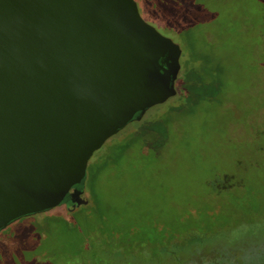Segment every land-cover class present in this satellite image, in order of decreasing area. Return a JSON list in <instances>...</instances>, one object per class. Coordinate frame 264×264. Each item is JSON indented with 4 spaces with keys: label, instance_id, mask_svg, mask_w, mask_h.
Here are the masks:
<instances>
[{
    "label": "rangeland",
    "instance_id": "rangeland-1",
    "mask_svg": "<svg viewBox=\"0 0 264 264\" xmlns=\"http://www.w3.org/2000/svg\"><path fill=\"white\" fill-rule=\"evenodd\" d=\"M137 2L145 20L181 46L177 95L117 134L138 127L150 143L144 156L134 149L120 170L96 180L105 229L72 223V209L93 203L87 178V203L47 211L70 225L35 233L23 226L13 256L24 258L3 250L2 264L83 261L92 235L113 253L122 248L125 262L168 264L165 249L185 248L171 264H264V0ZM45 213L34 215L43 225ZM193 239L204 246L194 248Z\"/></svg>",
    "mask_w": 264,
    "mask_h": 264
},
{
    "label": "water",
    "instance_id": "water-1",
    "mask_svg": "<svg viewBox=\"0 0 264 264\" xmlns=\"http://www.w3.org/2000/svg\"><path fill=\"white\" fill-rule=\"evenodd\" d=\"M181 56L137 0H0V231L87 203L92 157L177 95Z\"/></svg>",
    "mask_w": 264,
    "mask_h": 264
},
{
    "label": "trees",
    "instance_id": "trees-1",
    "mask_svg": "<svg viewBox=\"0 0 264 264\" xmlns=\"http://www.w3.org/2000/svg\"><path fill=\"white\" fill-rule=\"evenodd\" d=\"M141 123V122H140ZM139 123V124H140ZM138 124V126H139ZM141 129L137 127V130L135 131H123L121 134L114 136L110 141H107L103 149L98 151V155H95V158L91 159L89 164V172H88V181L89 186L92 192V204L91 205H83L79 207L76 210H71L70 214L71 221L76 227H78L83 232L85 231L83 228H90V225L92 222L95 224V226L101 227V229H105L106 227V217L107 214L102 210L99 205H97V194L95 191V182L99 177H102L103 175H106L108 171H111V169H119L122 164V161L124 158H126L128 152L133 151L134 149L140 152L143 156L146 153L147 145L150 142H145L144 136L142 133H140ZM129 134V135H128ZM128 135V136H127ZM155 140V139H154ZM153 140V141H154ZM97 156V157H96ZM120 173V172H119ZM76 189L84 191L85 186L84 183L77 186ZM68 205H74V201H72L70 198H68L65 202ZM51 212H46L45 215H47V224L43 225L42 222L39 221L38 217H35L34 215H30L29 217H24L21 222V224H18V222H14L11 229L8 231H5L2 235H0V257L1 255H9L13 256V252L16 250L15 246L17 242L15 241V234L19 232L21 229H23V226H28L34 233L38 229L39 231H44L45 226L47 225H61L66 226L70 225L69 218L68 217H51ZM93 216V217H92ZM95 219H100V224H97L95 222ZM104 231V230H103ZM105 232V231H104ZM42 233H37V241L38 243L42 240ZM36 235V234H35ZM89 236V234H88ZM100 238H98L96 235H92L89 237V243L87 244L85 248V259L83 261H74L72 263L68 264H141L139 260L137 261H129L125 262L122 260L121 256L123 249L118 248L116 251L119 252H112V250L108 249V246L102 247V245L98 242ZM95 240L92 244V241ZM192 246L195 248L198 244L202 247L204 245L203 241H200L198 239L192 240L191 242ZM3 250H6V253L3 254ZM182 254L178 253V250H170L165 249L163 256H165V263L171 264V261H181L184 259L183 255L189 250V249H181ZM184 250V251H183ZM116 253V254H115ZM4 255V256H5ZM20 257H17L16 255L13 257H10V259L15 258H21L23 259L24 255L23 253L19 254ZM34 256V255H33ZM186 256V255H185ZM89 258V259H88ZM116 258H119L116 260ZM0 264H2V261L0 260ZM16 264V263H15ZM24 264V263H23ZM48 264V263H46ZM56 264V263H55ZM159 264V263H157Z\"/></svg>",
    "mask_w": 264,
    "mask_h": 264
},
{
    "label": "flooded vegetation",
    "instance_id": "flooded-vegetation-1",
    "mask_svg": "<svg viewBox=\"0 0 264 264\" xmlns=\"http://www.w3.org/2000/svg\"><path fill=\"white\" fill-rule=\"evenodd\" d=\"M76 199H77V198H75V197H74V198H71V200L74 201V203L76 202V201H75Z\"/></svg>",
    "mask_w": 264,
    "mask_h": 264
}]
</instances>
